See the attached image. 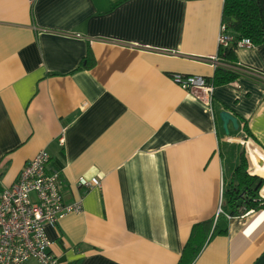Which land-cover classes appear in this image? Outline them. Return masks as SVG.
Segmentation results:
<instances>
[{
	"label": "crops",
	"instance_id": "1",
	"mask_svg": "<svg viewBox=\"0 0 264 264\" xmlns=\"http://www.w3.org/2000/svg\"><path fill=\"white\" fill-rule=\"evenodd\" d=\"M222 9L0 0V187L47 152L63 203L82 205L45 228L58 264H177L192 226L209 220L226 232L193 264H264V210L217 216L243 148L264 179V43L234 50L238 77L214 87L212 108L170 80L212 78ZM221 111L238 131L225 135ZM81 177L100 185L78 187Z\"/></svg>",
	"mask_w": 264,
	"mask_h": 264
},
{
	"label": "built area",
	"instance_id": "2",
	"mask_svg": "<svg viewBox=\"0 0 264 264\" xmlns=\"http://www.w3.org/2000/svg\"><path fill=\"white\" fill-rule=\"evenodd\" d=\"M218 52L228 48L252 49L249 39H238L221 24L217 39ZM177 87L213 107V85L210 80L195 75H170ZM62 145V140L60 141ZM50 157L39 151L20 171L16 181L0 192V264H58L50 253L51 242L45 228L55 226L68 214L82 210L81 200L65 205L62 198L63 183L57 171L48 167ZM100 185L98 179L77 180V186L92 189ZM261 196V195H260ZM262 199L264 197L261 196ZM220 197L218 215L224 214ZM238 217L244 218L252 210L240 209Z\"/></svg>",
	"mask_w": 264,
	"mask_h": 264
},
{
	"label": "trees",
	"instance_id": "3",
	"mask_svg": "<svg viewBox=\"0 0 264 264\" xmlns=\"http://www.w3.org/2000/svg\"><path fill=\"white\" fill-rule=\"evenodd\" d=\"M222 24L238 39H249L253 46L264 43V0H223ZM218 57L220 63L215 65L214 74L210 79L213 87L230 84L238 77V73L229 67L231 60L235 59L234 49L228 48L218 52ZM243 130L247 133L245 125ZM248 169V160L242 152L239 156V166L222 192L221 209L229 217L240 215V209L264 210V199L259 195L264 188V179L250 175ZM225 232L226 230H220L217 224L213 226V220L193 225L177 264H193L208 240Z\"/></svg>",
	"mask_w": 264,
	"mask_h": 264
},
{
	"label": "water",
	"instance_id": "4",
	"mask_svg": "<svg viewBox=\"0 0 264 264\" xmlns=\"http://www.w3.org/2000/svg\"><path fill=\"white\" fill-rule=\"evenodd\" d=\"M221 123H222V129L225 133V135H229V129L228 126L231 125L234 131H238V123L237 119L232 116L229 112L227 111H221L218 115Z\"/></svg>",
	"mask_w": 264,
	"mask_h": 264
},
{
	"label": "rangeland",
	"instance_id": "5",
	"mask_svg": "<svg viewBox=\"0 0 264 264\" xmlns=\"http://www.w3.org/2000/svg\"><path fill=\"white\" fill-rule=\"evenodd\" d=\"M246 151H247V148H246ZM246 151H245L244 148L242 149V152L245 153V157H246L247 160H248V164H249V172H251V171H252V166H251L250 161H249V155H248V152L246 153ZM260 178H261V177H260ZM261 190H262V189H261ZM259 195H260V193H259ZM260 197H261V196H260Z\"/></svg>",
	"mask_w": 264,
	"mask_h": 264
}]
</instances>
